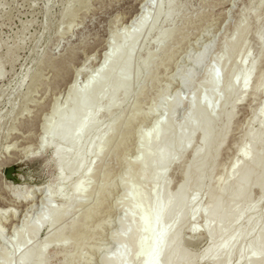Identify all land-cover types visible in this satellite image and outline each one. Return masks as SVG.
Masks as SVG:
<instances>
[{"label":"rangeland","instance_id":"374dc122","mask_svg":"<svg viewBox=\"0 0 264 264\" xmlns=\"http://www.w3.org/2000/svg\"><path fill=\"white\" fill-rule=\"evenodd\" d=\"M148 1L158 0H0V248L4 250L0 264L5 256L10 257L11 264H19L30 250L48 245V239L59 230H65L62 238L70 239L69 228L75 220L80 222L75 240H70L67 249L49 245L41 263L102 264L101 257L116 250L112 234L120 230L123 210L118 204L126 192L121 184L142 147L138 131L155 134L158 128H153L154 120L168 121L170 105L177 95L187 102L217 59L224 57L229 65L240 60L244 53L239 54L233 48L245 40V52L249 53L246 65L256 63L257 70L243 102H239L240 79L238 89L225 99V109H234L235 118L219 156L215 177L219 178L233 162L240 160L237 151L247 141L249 122L253 117L259 120L264 107V85L256 95L251 93L257 79L264 74V49L261 50L258 41L260 37L264 39V0H173L171 6L169 0L155 3L149 9L150 19L136 45L131 94L118 109L99 114L98 127L89 138L93 148L98 132L106 131L121 118L113 147L108 148L101 161L88 153L80 173L65 185L51 149L39 153L40 142L47 138L44 125L58 121L57 115L50 112L55 101L67 108L72 84L77 80L78 91L84 89L87 76L97 73L102 55L111 48L113 32L124 34L123 28L131 27L129 24L141 14L139 8ZM158 10L161 17L156 20ZM75 14L77 17L73 18ZM72 21L74 25L69 33L61 37ZM161 34H166L163 40L159 38ZM200 52L201 65L196 63ZM147 58L151 60L141 66ZM187 77H191L190 86L182 87L181 82ZM225 81L226 77L222 76L221 84ZM26 107L27 111L21 114ZM186 111V104L176 110L173 117L176 125L182 122ZM133 112L136 115L130 119ZM221 119L220 112L217 120ZM258 128V122L251 126L254 131ZM199 145L196 136L193 147ZM190 159L188 154L182 165ZM90 163L97 175L87 177L82 183L92 189L91 197L84 198L81 205H74L73 212L64 220L55 222V217L68 205L67 195ZM165 177L170 181V191L174 192L182 184L181 167L171 166ZM140 184L141 176L137 174L131 186ZM207 188L206 182L200 196L202 204L207 202L204 195ZM43 192L45 197L49 195V207L42 205ZM26 195L34 198L20 203L19 198ZM252 196L258 201V214L264 215V197L258 189L253 190ZM28 206L34 207L29 213ZM52 206L55 212L51 223L33 237L30 228L38 223L39 215L49 214ZM14 215L17 220L13 224L10 221ZM25 219L27 226L23 228ZM16 225L22 229L20 234ZM202 225L203 216L198 215L181 228L182 245L196 258L209 247ZM193 227L197 231L193 232ZM22 236L27 243L19 248ZM223 240L220 238L217 245ZM139 263L140 259L132 262Z\"/></svg>","mask_w":264,"mask_h":264},{"label":"bare ground","instance_id":"6f19581e","mask_svg":"<svg viewBox=\"0 0 264 264\" xmlns=\"http://www.w3.org/2000/svg\"><path fill=\"white\" fill-rule=\"evenodd\" d=\"M155 3L159 5L161 2L158 0ZM155 3L148 1L145 5H141L142 7L137 9L141 14H138L136 20L134 18L135 22L131 20L134 23L127 21L131 27L127 25V28L129 27L127 30L123 28L124 34L113 32L111 48L105 49L106 52L96 69L97 73L87 76L84 89L81 91L76 87L77 80L69 88L65 105L67 108L58 106V101H55L51 107L50 112L57 115L58 121L50 126L44 125L47 138H43L40 142L39 153L51 149L63 185L67 180L77 177L88 153L94 154V157L101 161L107 154L108 148L116 143L121 118L116 119L106 131L98 132V141L93 148H90L89 138L98 127L99 114L101 112L110 114L131 94L136 45L150 19L149 9ZM172 3L173 0H169L170 6ZM142 9L145 11L140 12ZM75 17L76 14L73 18ZM160 17L161 11L158 10L156 20ZM71 25H74L73 21L68 29L61 33V37L69 33ZM152 31L150 29L149 32ZM165 37L166 34H161L159 38L163 40ZM258 41L263 51L264 39L260 37ZM233 49L239 54L244 53L243 57L231 65L224 57L217 59L215 65L206 71L200 86L191 93L187 102L177 95L170 105L168 121L154 120L153 128H158L155 134L151 135L150 132L142 129L138 131V139L142 147L121 184L126 192L118 204L123 210L119 219L120 230L112 234L116 250L103 255L102 264H132L134 259H140L139 264H151L156 258L153 252L156 248V233L153 229L166 230L165 241L158 253L160 264H198L199 262L264 264V215L258 214V201L252 196L253 190L258 189L260 195L264 197V107L259 120L253 117L249 122V130L245 135L247 141L237 151L240 160L233 162L231 168L219 178L214 175L231 123L235 118L234 109H225V99L231 97L238 89L237 81L240 79L239 102H243L250 92L251 81L257 70L256 63L246 65L249 53L245 52V40ZM202 57L200 52L196 59L199 65L203 63ZM150 60L151 58H147L141 66H146L147 61ZM83 70L81 72H84ZM222 76L226 77L223 84H221ZM190 83L191 77H187L183 79L181 86L189 87ZM263 85L264 74L257 79L251 93L256 95ZM197 97L199 102H196ZM184 104L187 106V111L182 122L176 125L173 117L176 110ZM24 111H27V107L21 111V114ZM155 111L153 109V114ZM220 112L222 119L218 121L217 115ZM135 115L136 113L133 112L130 119ZM256 122L259 125L258 130H251V126ZM196 136L200 139V145L193 147V139ZM188 154H191L190 161L182 165ZM173 165L181 167L183 180L182 184L171 192V184L165 174ZM137 174L141 176V184L139 187H132L131 181ZM96 175L97 171L93 170L90 163L80 174V179L78 178L73 190L67 195L68 205L55 217V222L64 220L73 212L74 205H81L84 198L91 197L92 189L89 185H83L82 180ZM206 182L208 188L204 195L207 202L202 204L200 196ZM44 193L41 195L42 205L47 207L50 198L49 195L45 197ZM34 196L26 195L19 198V201L29 202ZM33 208V206L27 208V212H31ZM160 209H162V220L158 226L155 224L154 216L155 211ZM48 212L49 214L39 215L38 223L30 228L33 237L40 234L43 226L51 223L54 207H50ZM198 215L203 216L202 228L208 238L209 247L201 257L196 258L183 247L181 228L189 219ZM145 216L151 218V224L145 223L143 219ZM16 220L14 215L10 222L14 224ZM26 221L28 220L22 222L23 228L27 226ZM18 226L17 230L20 234L22 229ZM79 226V220L72 223L69 228L70 239L62 238V232L65 230L53 233L48 239V245L30 250L21 257L19 264H42L41 261L49 245L67 249L71 245L70 240H75L77 237ZM191 230L195 232L197 228L193 227ZM220 238L224 240L217 245ZM26 243V237L22 236L18 242L19 248ZM3 255L4 250L0 248V256ZM1 264H11L10 257L5 256Z\"/></svg>","mask_w":264,"mask_h":264},{"label":"snow or ice","instance_id":"6c2138e0","mask_svg":"<svg viewBox=\"0 0 264 264\" xmlns=\"http://www.w3.org/2000/svg\"><path fill=\"white\" fill-rule=\"evenodd\" d=\"M143 219L145 220L146 224H151V218H149L148 216L143 217ZM154 220H155L156 225L159 226L161 224L162 209L155 211ZM153 231L156 233V248L153 249V252L156 254V258H154L151 261V264H160V261L158 259V253H159L160 247L163 245V243L165 241L166 230L161 229L159 231H156V229H153Z\"/></svg>","mask_w":264,"mask_h":264}]
</instances>
